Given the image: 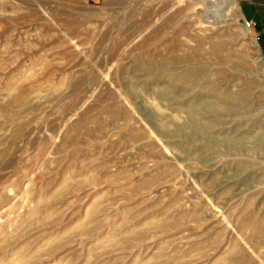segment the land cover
Wrapping results in <instances>:
<instances>
[{"label":"rangeland","instance_id":"1","mask_svg":"<svg viewBox=\"0 0 264 264\" xmlns=\"http://www.w3.org/2000/svg\"><path fill=\"white\" fill-rule=\"evenodd\" d=\"M235 1L0 0V264H264V45Z\"/></svg>","mask_w":264,"mask_h":264},{"label":"crops","instance_id":"2","mask_svg":"<svg viewBox=\"0 0 264 264\" xmlns=\"http://www.w3.org/2000/svg\"><path fill=\"white\" fill-rule=\"evenodd\" d=\"M245 20L254 22V32L264 45V0H239Z\"/></svg>","mask_w":264,"mask_h":264},{"label":"bare ground","instance_id":"3","mask_svg":"<svg viewBox=\"0 0 264 264\" xmlns=\"http://www.w3.org/2000/svg\"><path fill=\"white\" fill-rule=\"evenodd\" d=\"M209 5H215L217 11L221 13L223 18H227L232 12H238V6L235 0H209Z\"/></svg>","mask_w":264,"mask_h":264},{"label":"built area","instance_id":"4","mask_svg":"<svg viewBox=\"0 0 264 264\" xmlns=\"http://www.w3.org/2000/svg\"><path fill=\"white\" fill-rule=\"evenodd\" d=\"M244 23H245V26L247 29H251V28L255 27V24L252 21L245 20ZM256 40H257V38H256Z\"/></svg>","mask_w":264,"mask_h":264}]
</instances>
